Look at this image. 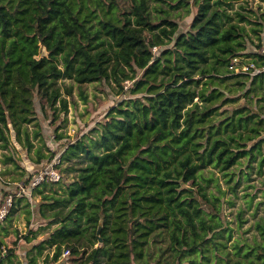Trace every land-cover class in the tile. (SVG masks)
<instances>
[{"label": "trees", "instance_id": "1", "mask_svg": "<svg viewBox=\"0 0 264 264\" xmlns=\"http://www.w3.org/2000/svg\"><path fill=\"white\" fill-rule=\"evenodd\" d=\"M263 46L264 8L252 0H0V163L26 180L0 233L21 203L31 224L35 189L48 223L21 236L32 243L28 264H264V214L246 236L243 208L237 228L223 212L228 189L237 193L255 165L264 171ZM235 57L255 67L235 72ZM95 82L123 98L57 161L38 103L67 113ZM12 144L39 169L74 172L71 181L30 188ZM5 246L0 238V264L13 263Z\"/></svg>", "mask_w": 264, "mask_h": 264}, {"label": "rangeland", "instance_id": "2", "mask_svg": "<svg viewBox=\"0 0 264 264\" xmlns=\"http://www.w3.org/2000/svg\"><path fill=\"white\" fill-rule=\"evenodd\" d=\"M252 2L253 6L262 4L264 8L263 0H252ZM191 20L192 17L180 21L181 29H187L190 25ZM248 50L254 51V46L250 43L248 44ZM42 54L48 55V50L44 46L42 47ZM66 82H68V80H66ZM130 84L131 81L129 83H125V85H127V88L130 87ZM84 88L89 93V102L85 104L80 100L78 101V95L76 91L74 97L72 98L69 96V99L78 101V104L73 106L71 105L69 112L67 113L57 112L58 115L56 116L54 112H52V110H50L49 108L45 110L41 108L40 104L38 103V116L43 127L42 136L44 138L45 144H47L56 155L55 160L57 161H59L60 159V154L63 150L65 143H68L69 141L77 138L83 132L93 127L98 121L102 120V117L104 113L109 109V106H111L113 103H117L122 97L120 94L117 93L115 85L109 82L86 83L84 85ZM128 95L129 94H127L126 96ZM59 135H62V137H59ZM40 142V140L35 141L36 145H40ZM22 149L20 151L16 148L15 145L12 148V153L17 159L20 158V161L22 160V153L26 152L24 151V149L22 151ZM55 160L54 162L55 164H57ZM46 163H48V160L43 161L42 165H45ZM39 167L40 166L35 165L34 167L30 168L28 172L30 173V175H36L41 170V168L39 169ZM243 168H246L245 165L243 166ZM13 169L14 167L11 164L0 163V182H3V179L6 180V182H10V184L6 183V188H1L0 183V200L1 197L3 198L6 195H21L20 193H23L22 191L24 190L23 188L26 185V180L21 179L19 171L14 172ZM60 170L62 171V167L60 168ZM257 170L258 169L255 165V167L250 170L251 179H242V181L238 185L237 193H231L230 189H228L226 193V198H230V200L232 199L233 202H225L223 211L225 213V218L229 222L230 226L237 228L238 220L236 214L240 208H243L245 212L244 216L248 218V220L242 226L241 231L248 230L245 233L246 236H252V234L255 232L253 227L255 219L258 218L260 215L264 214V195L263 191L260 190V188L263 186L262 182L264 181V171L262 173H259ZM209 172L210 171L208 170L207 173ZM73 174L74 172H63L62 181H71L70 177ZM216 174L219 175L220 173L217 172ZM209 186L213 187V184L210 183ZM222 186L224 188L228 187L225 182L222 184ZM246 193H250L251 195L257 193V195L253 198L251 205H248L247 203V200L251 197V195H245ZM30 196L31 197H29V199L32 204H38L40 202L39 195L33 196L32 194ZM21 205L23 204L21 203L20 205H18L15 208V211L12 213L10 219L4 222V224L9 228V234L4 235L3 233H0V238H4L6 242L5 248H1V250L3 252H6L8 251V249L14 247L16 250V255L13 257V263L6 260L5 264H28L27 253L28 251H31V245H28V243H26L23 239L20 240L19 235L25 234L28 231L25 223L27 215L23 213L24 208ZM23 216L25 220L23 219ZM36 221L37 220H34L33 227L37 228L39 225L36 226ZM39 223L45 225L48 223V220L42 218ZM49 227L50 228L48 229H51L55 227V225H50ZM15 231L18 232V234ZM46 235L47 233L43 234L42 237L37 238L35 242L44 238ZM66 250L64 252H66ZM43 260L44 259H41L38 264H60L59 262L45 263V261L43 263Z\"/></svg>", "mask_w": 264, "mask_h": 264}, {"label": "built area", "instance_id": "3", "mask_svg": "<svg viewBox=\"0 0 264 264\" xmlns=\"http://www.w3.org/2000/svg\"><path fill=\"white\" fill-rule=\"evenodd\" d=\"M260 51L261 54L264 55V46ZM254 67H255L254 63L242 62L241 58L239 57L233 58L232 64L230 65V68L234 69L235 72H250ZM259 70H264V67L262 69H258L256 72H258ZM61 178H62V174L56 168H53V164H52V167H46L44 169H41L38 174L34 175L30 188H33V186H37L46 180L59 181ZM23 189H25V187ZM12 201H13L12 195H10L7 199H5L3 205L0 206V222H3L7 217L10 208L12 206ZM67 254H69V250H66V252H64L63 255H67Z\"/></svg>", "mask_w": 264, "mask_h": 264}, {"label": "crops", "instance_id": "4", "mask_svg": "<svg viewBox=\"0 0 264 264\" xmlns=\"http://www.w3.org/2000/svg\"><path fill=\"white\" fill-rule=\"evenodd\" d=\"M11 139H13L14 140V137L13 138H11ZM16 148L17 149H19L20 151H21V147L20 146H16ZM22 151H23V149H22ZM22 160L19 162L23 167H25L27 170H29L30 168H32V167H34L35 166V163H33V162H31V160L30 159H28L27 157L25 158V157H23L22 156V158H21ZM37 166V165H36ZM3 182H0L1 183V188H6V183L7 184H10V182H6V180H2ZM35 189H30V191L28 190V194H29V197H31L30 195H32L33 194V196L34 195H39L38 194V192H36V191H34ZM34 192V193H33ZM40 196V195H39ZM22 206V205H21ZM36 206H37V204L36 203H33V212H32V217H31V224L30 225H26V227H27V229L28 228H33V229H37L39 226H41V225H43V224H41V223H39V221L42 219V217L38 214V211L35 209L36 208ZM18 212H20V211H18ZM25 214V213H24ZM38 218H40V219H38ZM23 219L25 220V218H24V216H23ZM34 220H37L36 221V226L37 225H39L37 228L36 227H33V224H34ZM25 223H26V221H25ZM41 224V225H40ZM16 232V231H15ZM28 232V231H27ZM26 232V233H27ZM18 234V233H17ZM20 235V237L23 235V234H19ZM42 235L43 234H40L39 236H38V238H41L42 237ZM21 239H23L22 237L20 238V240ZM25 244V243H24ZM28 245H31L32 246V243H28ZM15 248V247H14ZM51 253V252H50ZM41 259H44V258H41ZM41 259H39L38 260V263L40 262V260ZM43 263H44V260H43ZM45 263H47V262H45ZM54 263H56V262H54Z\"/></svg>", "mask_w": 264, "mask_h": 264}, {"label": "water", "instance_id": "5", "mask_svg": "<svg viewBox=\"0 0 264 264\" xmlns=\"http://www.w3.org/2000/svg\"><path fill=\"white\" fill-rule=\"evenodd\" d=\"M184 187L186 188H190V189H193L194 187L190 186V185H187L185 184ZM103 226V222H100V225H99V228H98V232H97V235H98V238H99V242L102 243V237L100 236V232H101V228Z\"/></svg>", "mask_w": 264, "mask_h": 264}]
</instances>
